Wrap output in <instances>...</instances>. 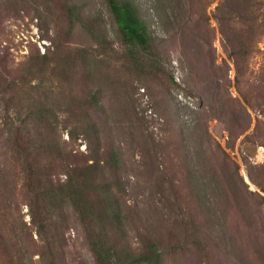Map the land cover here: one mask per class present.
Here are the masks:
<instances>
[{
	"label": "rangeland",
	"instance_id": "1",
	"mask_svg": "<svg viewBox=\"0 0 264 264\" xmlns=\"http://www.w3.org/2000/svg\"><path fill=\"white\" fill-rule=\"evenodd\" d=\"M132 1L154 56L108 0H0V264H264V37L238 75L220 0Z\"/></svg>",
	"mask_w": 264,
	"mask_h": 264
},
{
	"label": "trees",
	"instance_id": "2",
	"mask_svg": "<svg viewBox=\"0 0 264 264\" xmlns=\"http://www.w3.org/2000/svg\"><path fill=\"white\" fill-rule=\"evenodd\" d=\"M176 1L178 7L186 9L183 0ZM108 3L128 41L139 46L145 55L154 56L150 28L141 16L139 6L132 0H108ZM262 4V0H220L213 13L229 54L234 57L238 75L261 51L260 42L264 37ZM182 19L187 25L190 18Z\"/></svg>",
	"mask_w": 264,
	"mask_h": 264
}]
</instances>
